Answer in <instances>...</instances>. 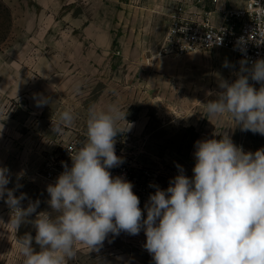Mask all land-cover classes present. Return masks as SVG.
I'll return each instance as SVG.
<instances>
[{"label": "rangeland", "instance_id": "rangeland-1", "mask_svg": "<svg viewBox=\"0 0 264 264\" xmlns=\"http://www.w3.org/2000/svg\"><path fill=\"white\" fill-rule=\"evenodd\" d=\"M83 11L77 8L68 16L61 10L58 16L44 17L37 29L23 30L24 22L12 24L0 1V166L10 170L7 187L19 184L14 194H27L23 207L29 200H39L37 213L52 211L47 204V186L52 184L45 176L47 154L57 150L54 143L86 142L92 106L106 109L117 104L126 112L130 128L117 135L115 151L144 218L150 194L157 187L167 189L179 174L176 165L193 177L197 141L228 135L245 152L264 148V136L242 131L226 116L209 117L202 105L217 98L207 93L221 91V80L237 79L241 61L230 50L163 56L156 41L162 33L100 30L106 26L99 24L108 23L110 15H91L97 25H84ZM139 36L147 42L139 41ZM40 98L48 100L43 107H37ZM65 109L73 110L75 123L56 135L52 120ZM120 126L127 128L123 121ZM35 216L30 215L18 232L0 225V264H23L15 242L26 233L35 236L31 223ZM9 219L10 209L0 200V220L7 224ZM145 243L143 230L138 235L109 234L99 252L88 253L81 246L70 264H154ZM33 247L39 250L34 241Z\"/></svg>", "mask_w": 264, "mask_h": 264}, {"label": "clouds", "instance_id": "clouds-1", "mask_svg": "<svg viewBox=\"0 0 264 264\" xmlns=\"http://www.w3.org/2000/svg\"><path fill=\"white\" fill-rule=\"evenodd\" d=\"M254 7L264 16L258 0ZM255 33L264 36V28L258 26ZM221 40L215 36V42ZM224 66L230 67L227 62ZM249 79L261 87L257 90ZM219 88L207 93L216 99L202 104L207 115L226 116L242 131L264 136V59L250 67L242 60L237 79L221 80ZM74 91H80L79 83ZM47 103L40 98L37 107ZM125 117L117 104L88 109L86 142L71 152V167L64 165L56 182L47 186L51 212L37 213L39 200L23 207L27 194H14L19 184L7 187L11 173L0 166V200L10 209L9 222L0 220V225L18 232L36 213L31 221L35 236L26 233L15 242L23 264H70L81 246L88 253L99 252L109 234L138 235L141 230L146 236L143 247L154 264H264V148L245 152L228 135L197 141L193 177L176 165L179 174L167 189L157 187L150 194L144 218L133 184L109 171L123 163L115 143L117 135L130 128ZM75 120L73 110L61 111L52 120L53 133L61 135ZM22 175L17 174V180Z\"/></svg>", "mask_w": 264, "mask_h": 264}, {"label": "built area", "instance_id": "built-area-1", "mask_svg": "<svg viewBox=\"0 0 264 264\" xmlns=\"http://www.w3.org/2000/svg\"><path fill=\"white\" fill-rule=\"evenodd\" d=\"M172 1V12L158 54L183 56L200 49L226 48L240 61L247 59L249 67L254 61L264 59V36L255 33L258 26L264 28V16L257 15L255 0ZM258 2L264 6V0ZM215 36H220L221 42H215ZM241 38L244 43H241ZM249 83L257 90L261 86L251 79ZM82 146L83 143L72 140L62 149L57 148L47 154L45 176L48 181L54 184L65 170L64 165L71 167V152ZM109 171L113 177L127 179L122 166Z\"/></svg>", "mask_w": 264, "mask_h": 264}, {"label": "crops", "instance_id": "crops-1", "mask_svg": "<svg viewBox=\"0 0 264 264\" xmlns=\"http://www.w3.org/2000/svg\"><path fill=\"white\" fill-rule=\"evenodd\" d=\"M3 2L8 14L11 17V23L24 22L27 27L23 30H34L44 23V17H53L60 15L61 10L66 11L69 16L75 15V9H84V25H91L95 20L93 16L110 15V20L106 23H100V30L127 31L128 29L138 33H162L158 38L157 44L161 42L169 16L172 12V0H0ZM77 1L78 4H77ZM94 3V4H93ZM94 10V11H92ZM87 12V13H86ZM89 15L91 18H86ZM113 17H112V16ZM114 24L115 27H107ZM28 25L34 27L28 28ZM97 25V24H96ZM91 30V28H88ZM139 41L147 42L145 38L139 36ZM157 45V46H158ZM62 149L64 142L54 143Z\"/></svg>", "mask_w": 264, "mask_h": 264}]
</instances>
